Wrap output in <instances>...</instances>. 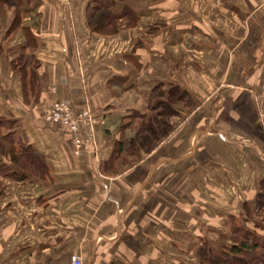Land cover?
<instances>
[{
	"label": "crops",
	"instance_id": "crops-1",
	"mask_svg": "<svg viewBox=\"0 0 264 264\" xmlns=\"http://www.w3.org/2000/svg\"><path fill=\"white\" fill-rule=\"evenodd\" d=\"M94 1L23 0L42 82L26 99L11 65L26 37L22 28L6 37L11 10L2 19L0 115L17 119L14 140L34 146L49 173L4 158L23 178L0 173V264H70L73 255L84 264H200L203 238L219 246L227 216L253 202L264 179V0H114V12L130 8L137 23L113 35L89 27ZM196 80L225 90L193 95L196 108L168 139L105 173L155 83L192 92ZM55 100L103 118L79 155L67 129L46 120Z\"/></svg>",
	"mask_w": 264,
	"mask_h": 264
},
{
	"label": "trees",
	"instance_id": "trees-1",
	"mask_svg": "<svg viewBox=\"0 0 264 264\" xmlns=\"http://www.w3.org/2000/svg\"><path fill=\"white\" fill-rule=\"evenodd\" d=\"M114 0H95L87 11L89 27L99 34H117L137 23V16L130 8L114 12ZM23 0H0V28L2 19L8 10L12 13L8 19L6 37L22 28L26 37V46L18 52L16 62H12L21 80L23 95L26 90L41 89V77L37 75L38 61L33 50L36 45L27 27H21ZM31 50L30 52L26 51ZM3 45L0 43V56ZM24 95V96H25ZM153 100L145 113L134 111L123 129L133 131L132 137L119 138L114 144L111 159L104 165V172L116 174L124 168L134 165L143 154L155 150L168 139L185 117L196 108L190 92L179 85L171 84L163 89L160 82L152 88ZM26 99V96H25ZM17 119L0 115V173L22 179L23 175L11 171L3 161H10L23 171H31L39 177L49 173L47 165L37 149L29 144L14 140ZM123 157L125 160L120 161ZM115 159L118 163L114 164ZM226 231H218L223 241L214 247L210 241H203L196 248L200 264H264V179L259 182V190L251 203L244 202L239 215L227 216Z\"/></svg>",
	"mask_w": 264,
	"mask_h": 264
},
{
	"label": "built area",
	"instance_id": "built-area-1",
	"mask_svg": "<svg viewBox=\"0 0 264 264\" xmlns=\"http://www.w3.org/2000/svg\"><path fill=\"white\" fill-rule=\"evenodd\" d=\"M46 120L65 127L71 134L73 154L79 155L84 143L95 144V127L103 118L95 116L88 108L75 112L67 100H55L46 114ZM70 264H84L80 255H73Z\"/></svg>",
	"mask_w": 264,
	"mask_h": 264
},
{
	"label": "rangeland",
	"instance_id": "rangeland-1",
	"mask_svg": "<svg viewBox=\"0 0 264 264\" xmlns=\"http://www.w3.org/2000/svg\"><path fill=\"white\" fill-rule=\"evenodd\" d=\"M205 82V81H204ZM205 83H203L202 85L199 83L198 80H196L194 83L191 82L190 86L193 90H191L192 92H190L191 96H192V99L194 100V103L196 104L197 106V102L196 100L194 99L193 95H210V94H213V95H216L218 93V95H221V91L225 90V83L221 84V85H217L219 86V91L217 92L216 90V86H212V88L210 87H207L204 85ZM221 86V87H220ZM212 89V90H210ZM232 89V88H231ZM233 94L236 93V90L234 89L233 90ZM254 91V92H253ZM252 92H250L252 95H258V92L256 90H253ZM185 119V118H184ZM203 214V213H202ZM206 221H208V219H206ZM207 231L210 232V229H207ZM208 232V233H209ZM219 235V234H218ZM210 236V235H209ZM209 236L207 235V237H204L203 238V241H209ZM202 241V242H203ZM198 260V259H197ZM199 263V261H198Z\"/></svg>",
	"mask_w": 264,
	"mask_h": 264
}]
</instances>
